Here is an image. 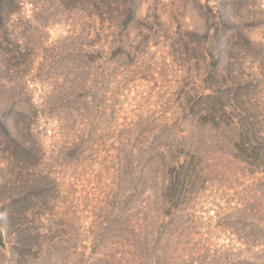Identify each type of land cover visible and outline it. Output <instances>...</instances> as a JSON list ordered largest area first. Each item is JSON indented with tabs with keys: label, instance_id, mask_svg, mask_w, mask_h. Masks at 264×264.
<instances>
[{
	"label": "rangeland",
	"instance_id": "obj_1",
	"mask_svg": "<svg viewBox=\"0 0 264 264\" xmlns=\"http://www.w3.org/2000/svg\"><path fill=\"white\" fill-rule=\"evenodd\" d=\"M5 6L0 216L14 198L26 202L16 209L25 219L4 232L0 264H109L113 208L129 243L141 235V248L154 232L158 264H264V174L235 156L238 127L194 119L210 93L212 62L231 44L241 78L254 83L256 113H264V0ZM15 138L30 156L15 155ZM161 145L190 151L198 173L187 205L166 216ZM23 234L32 235L34 252H20Z\"/></svg>",
	"mask_w": 264,
	"mask_h": 264
},
{
	"label": "trees",
	"instance_id": "obj_2",
	"mask_svg": "<svg viewBox=\"0 0 264 264\" xmlns=\"http://www.w3.org/2000/svg\"><path fill=\"white\" fill-rule=\"evenodd\" d=\"M9 1L11 0H0L1 11L5 9V4ZM223 33L227 35L228 31ZM232 39L233 36L225 38V46L231 44ZM211 40L210 43L212 42ZM244 41L248 46H251L247 38H244ZM231 46L229 47L230 49L234 48H231ZM226 47L228 49V46ZM227 49L222 48L212 62L207 79L209 81L207 90L210 93L201 97L199 102L197 101L196 105L200 106L198 108L200 110L197 118L194 119H196L197 123L216 125L217 127L222 125L238 127L239 141L235 146V156L258 170L257 173L264 174V113L257 114L256 108H258L257 106L260 103L252 98L253 92L251 88L254 83L244 82L237 67V59L234 57V53L232 54L230 49ZM24 116L25 112L19 110L15 119L18 118L13 121V127L19 129L17 130L19 135L21 134L19 117ZM2 129L10 137L8 127L3 125ZM28 132H30L29 128ZM14 142L17 149L21 151V153L15 152L16 156L24 159L26 155H31L33 149L30 146H27L19 138H15ZM159 156L161 157L162 169L168 177L167 185L162 194L164 205L168 206L167 213H165L166 216L170 215L169 213L173 209H179L187 205L186 200L193 195L192 193L195 190L196 181L193 177L198 173L195 172V155H192L190 151H186L182 145L177 149H174L173 146L161 145L159 147ZM79 158L85 159L84 154ZM193 173L194 176L192 175ZM46 188L48 189L47 193L53 191L52 182H49ZM47 200L49 210L53 211L55 206L50 205L52 200L49 198ZM25 202L26 198L19 196L11 200L9 204H5L6 212L0 216V246L4 245V232L9 231L14 226L15 219L16 223L19 222L20 224L23 221L22 219H25V212L16 211ZM121 218L122 216L115 213L114 208L112 212H109V264H158V258L162 253L156 246L157 241L159 242L160 240L153 237L154 232L152 231V234H150L152 237L149 236V242H146L145 245L142 244L140 248L138 240L141 235H133L134 242L129 243L126 229L120 227L121 223H125V219L122 222ZM20 224L16 229L17 232L22 229ZM23 232L25 231L23 230ZM23 235L22 247L24 249L20 250V252H34L35 250H32L33 247L31 246V248L27 244L32 235Z\"/></svg>",
	"mask_w": 264,
	"mask_h": 264
}]
</instances>
